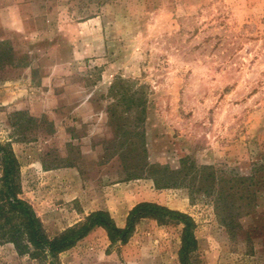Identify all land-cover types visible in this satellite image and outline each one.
I'll return each mask as SVG.
<instances>
[{"label": "rangeland", "instance_id": "obj_1", "mask_svg": "<svg viewBox=\"0 0 264 264\" xmlns=\"http://www.w3.org/2000/svg\"><path fill=\"white\" fill-rule=\"evenodd\" d=\"M0 144L50 238L150 201L193 218L192 264H264V169L235 233L203 177L264 163V0H0ZM184 227L96 226L58 259L181 264ZM0 264L38 261L5 240Z\"/></svg>", "mask_w": 264, "mask_h": 264}, {"label": "trees", "instance_id": "obj_2", "mask_svg": "<svg viewBox=\"0 0 264 264\" xmlns=\"http://www.w3.org/2000/svg\"><path fill=\"white\" fill-rule=\"evenodd\" d=\"M131 100L134 101L133 97ZM0 153L4 164L3 176L0 178V242L12 241L21 255L28 253L31 258L38 261V264H60L59 254L73 247L94 227L101 226L106 229L113 243L119 241L126 243L134 232L137 222L142 217L153 216L176 219L185 225L180 262L181 264H192L190 254L197 248L193 218L188 213L150 201L137 203L130 210L124 227L118 226L108 211L96 210L89 213L85 221L68 228L57 237L50 238L32 205L18 196L19 163L13 150L8 145L0 144ZM263 169L264 163H254L248 175L235 173L229 177L217 178L212 173L203 176L212 184L213 192L217 195L215 201L217 209L222 211L223 222L231 232L235 233L240 229V217L251 210L254 183L258 172ZM25 233L29 244L22 241Z\"/></svg>", "mask_w": 264, "mask_h": 264}]
</instances>
